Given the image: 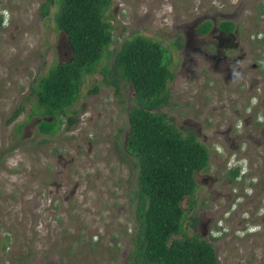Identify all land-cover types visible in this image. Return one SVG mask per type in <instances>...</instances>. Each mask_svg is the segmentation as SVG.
Here are the masks:
<instances>
[{"label": "rangeland", "instance_id": "1", "mask_svg": "<svg viewBox=\"0 0 264 264\" xmlns=\"http://www.w3.org/2000/svg\"><path fill=\"white\" fill-rule=\"evenodd\" d=\"M42 1L0 0V264H127L137 168L122 144L132 86L121 79L115 91L99 72L85 75L66 111L74 121L53 135L37 132L35 116L27 118L33 81L70 55L54 25L55 6L41 15ZM260 4L264 8V0H110L107 10L112 38L99 65H109L133 33L167 48L169 101L157 110L208 148L206 168L193 172V206L188 209L187 195L180 205L188 210L186 233L212 244L216 264H264V187L247 182L251 168L262 172V131L246 129L242 97H233L241 73L230 63L236 52L197 47L196 38L212 36L195 35L194 27L203 19H235L240 55H247L242 67L249 69L264 43L242 37L264 35ZM248 159L246 176L231 179L230 168Z\"/></svg>", "mask_w": 264, "mask_h": 264}, {"label": "trees", "instance_id": "2", "mask_svg": "<svg viewBox=\"0 0 264 264\" xmlns=\"http://www.w3.org/2000/svg\"><path fill=\"white\" fill-rule=\"evenodd\" d=\"M110 0H44L41 15L55 6L53 21L65 34L70 55L35 78L28 99L37 132L52 135L74 118L67 110L79 95L83 77L101 74L117 91L124 79L132 86L124 148L136 160L132 247L127 264H216L213 247L196 232L186 233V211L180 200L194 203L192 173L207 164L208 149L195 134L177 127L158 107L168 103L170 55L160 41L133 33L123 39L109 65H99L111 42L106 19ZM107 11V13H106ZM174 43L179 44L178 40ZM96 84L92 85V90ZM21 110L16 107L12 116ZM22 124H18V129ZM191 218L193 224L194 218Z\"/></svg>", "mask_w": 264, "mask_h": 264}, {"label": "flooded vegetation", "instance_id": "3", "mask_svg": "<svg viewBox=\"0 0 264 264\" xmlns=\"http://www.w3.org/2000/svg\"><path fill=\"white\" fill-rule=\"evenodd\" d=\"M256 13L259 19H262V17L264 19V8H262L261 4L257 9ZM203 33L211 34L212 38L207 41L204 40L203 38H196V41L198 42L197 47L205 46L206 44H211L212 48H214L215 51L218 52V54L225 50H229V52H234V51L236 52L233 54V56H231L230 63L232 64L231 66L232 68L239 69V72L241 73L239 74L240 76L238 77V80L235 83V90L236 93L239 94V96L233 95V97L235 101H238V99L242 97L240 108L244 113L242 119L247 121L245 124L246 129H250V132H254L253 125H258L260 126V129L262 131L261 132L262 151L260 155V161L262 163V172L261 175H259V171H256L254 168H251L252 175L248 176L247 182L254 184L258 182V184H261V186L264 187V56H263L264 53L259 52L260 54L258 55L260 56L255 57V59L251 62L249 69L242 67V64H245L247 55L244 56L240 55V50L242 49L243 45L241 44V39L239 37L240 25L238 22H236L235 19L233 20L229 18L219 19L215 24H213L211 20L203 19L195 23L194 34L199 36ZM242 38H245V41L251 44L253 42L264 43V35H257L255 31L251 34V39L247 38V34H245ZM175 39L179 40V36L177 35ZM233 78H236V74H234ZM236 119H239L238 112L236 113ZM188 130L192 131L191 129ZM192 132L195 134L194 131ZM53 134H55V132ZM246 134H249V132H246ZM124 141L125 138L122 144L123 149L125 150ZM125 152L131 155L126 150ZM131 156L134 159V165H136V160L134 156L133 155ZM208 158H209V152H208ZM252 161H253L252 159H248V161L245 160L243 164L238 163L235 164V166L231 167L229 170L230 178L234 179L235 177H237V175L246 176V174L250 170L249 169L250 165L253 164ZM207 164H208V160H207ZM206 166L200 168L199 170L205 169ZM194 171H198V170H194ZM192 176L195 181V187H194V191H195L197 187V182L194 178L193 173ZM194 191H193V197H194Z\"/></svg>", "mask_w": 264, "mask_h": 264}]
</instances>
